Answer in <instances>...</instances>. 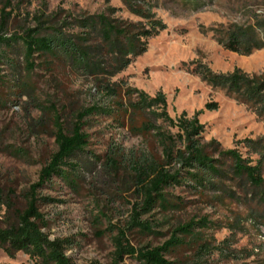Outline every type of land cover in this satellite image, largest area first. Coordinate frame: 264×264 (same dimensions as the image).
I'll list each match as a JSON object with an SVG mask.
<instances>
[{
	"label": "rangeland",
	"instance_id": "1",
	"mask_svg": "<svg viewBox=\"0 0 264 264\" xmlns=\"http://www.w3.org/2000/svg\"><path fill=\"white\" fill-rule=\"evenodd\" d=\"M143 3L166 28L148 39L146 51L113 77L84 76L59 57L42 53L34 55L35 66L28 71L21 40L0 46V188L10 204L0 211V227L13 223L17 212L25 209L28 191L56 151L52 108L69 128L76 113L110 104L107 93L98 91L107 84L136 88L150 96L163 93L174 120L183 113L190 119L202 112L198 116L204 126L201 143L214 140L222 150L237 149L252 165L259 160L244 140L264 139V117L226 90L206 84L195 70L205 65L217 74L239 69L250 77L264 78V46L241 55L218 42H225L235 26H253L264 44V0H200L198 7L194 0ZM103 13L121 21H142L121 0H0V32L20 38L40 26L39 35L47 36L53 34L48 27L54 26L68 36L90 33L88 44L102 46L98 34L84 29L79 20ZM105 53L103 48L102 57ZM103 67L109 70L106 64ZM208 103H215L217 109L206 111ZM84 122L88 153L77 157L82 179L71 188L54 177L38 190V197L50 200L37 204L45 221L42 232L50 239L68 240L65 252L74 264H114L118 231L124 232L134 249H151L162 246L178 225L189 221L198 224L196 237H186L184 245L166 254L168 260L176 264H264V203L237 180L224 181L202 194L184 184L168 188L169 199L178 206L166 211L156 208L142 216L151 225L150 232L133 226L136 200L130 169L121 163L111 176H105L102 164L119 147L162 162V148L153 133L132 134L125 120L121 125L114 117L92 114ZM159 124L171 134L178 131L167 123ZM89 154L99 158L90 171L84 167ZM229 190L232 194L223 193ZM0 264L37 262L23 252L8 255L0 249ZM119 264L139 262L125 255Z\"/></svg>",
	"mask_w": 264,
	"mask_h": 264
},
{
	"label": "trees",
	"instance_id": "2",
	"mask_svg": "<svg viewBox=\"0 0 264 264\" xmlns=\"http://www.w3.org/2000/svg\"><path fill=\"white\" fill-rule=\"evenodd\" d=\"M121 1L131 14L142 21H121L104 13L79 20L84 29L98 34L102 46L93 47L88 44L90 33L68 36L54 26L48 27L53 34L47 36L39 35L40 26L36 30H28L20 38H8L0 32V46L9 45L16 39L21 40L28 71H32L35 66L32 61L34 55L42 53L59 57L84 76L106 74L113 77L146 51L148 39L166 28L149 8L142 6L143 0ZM194 1L195 6H200V0ZM108 11L115 13L113 8H108ZM1 23H5V14ZM226 39L225 42L219 40V44L241 55H249L264 46L257 39L256 28L253 26H235L228 31ZM103 48L106 51V55H103L105 57L101 54ZM104 58L107 61H104ZM104 64L109 70H105ZM195 74L209 86L224 89L238 102L254 107L257 114L264 117V78L250 77L239 69L230 74H217L205 65H199ZM98 91L107 93L110 104L106 107L96 104L76 113L69 128L65 127L61 115L52 108L51 123L56 151L41 169L39 181L28 191L25 209L17 212L13 223L4 228L0 227V249L8 255L23 252L37 264H74L65 252L68 240L50 239L42 232L45 221L38 211L37 204L38 201L50 199L38 197V190L50 183L54 177L61 178L71 188H75L77 181L82 179L77 157L88 153V135L83 127L84 119L92 114L114 117L121 125H124L125 120L129 131L134 135L153 133L162 148V162L146 155L137 156L132 150L126 153L119 147L116 152H110L102 164L105 176H111L113 171L119 169L121 163L130 169L131 186L134 188L136 200L132 205V225L140 230L150 232L152 229L147 221L141 220L142 216L152 213L156 208L166 211L178 206L169 199L167 189L182 184L202 194L207 189H217L218 184L223 185L224 181L237 180L244 183L240 185L247 187V190L251 189L252 195L257 197L259 202L264 203V139L244 140L260 157L257 163L252 165V160L244 159L237 149L222 150L214 140L201 143L200 136L204 126L199 123L198 116L202 112L195 113L190 119L183 113L174 120L168 114L167 100L161 92L150 96L142 90L115 84H107ZM36 108L41 110L39 105H36ZM216 109L215 103L205 105L206 111ZM159 121L177 128V133L171 134L164 130ZM209 150L217 157H213ZM89 155L90 160L84 164L88 171L95 168L94 163L99 162L98 157ZM223 193L232 194L230 190ZM5 205L10 207L0 188V211ZM201 224L207 225V222L202 221ZM197 225L194 221L178 225L167 242L151 249H134L126 240L124 232L118 231L114 237V264H119L125 255L136 259L139 264H176L168 260L166 254L184 245L186 237H196L194 230Z\"/></svg>",
	"mask_w": 264,
	"mask_h": 264
}]
</instances>
